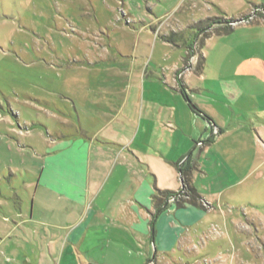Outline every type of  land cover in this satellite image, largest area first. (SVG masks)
I'll list each match as a JSON object with an SVG mask.
<instances>
[{
    "label": "crops",
    "instance_id": "1",
    "mask_svg": "<svg viewBox=\"0 0 264 264\" xmlns=\"http://www.w3.org/2000/svg\"><path fill=\"white\" fill-rule=\"evenodd\" d=\"M248 5V15L208 37L212 89H201L196 69L201 57L212 66L201 39L191 52L201 15L175 19L174 6L138 24L124 85L76 75L59 93L64 105L45 103L61 110L38 119L53 134L13 144L21 160L11 174L26 173L29 197L0 201L13 212L0 225V264H184L177 255L195 252L213 218L226 221L225 208L252 201L264 180V0ZM146 77L156 90L142 102ZM182 171L197 204L171 201ZM160 192L178 194L157 210Z\"/></svg>",
    "mask_w": 264,
    "mask_h": 264
},
{
    "label": "rangeland",
    "instance_id": "2",
    "mask_svg": "<svg viewBox=\"0 0 264 264\" xmlns=\"http://www.w3.org/2000/svg\"><path fill=\"white\" fill-rule=\"evenodd\" d=\"M243 1L246 5L237 8L234 0H0V201L29 197L23 186L26 173L11 174L14 161L21 160L13 144L19 149L27 136L53 134L49 125L37 126L38 119L61 113L45 103L64 105L59 93L73 85L74 76L107 87L124 85V57L134 50L138 24L175 6L180 7L175 19L201 15V30L208 32L201 38V54H210L212 66L201 57L196 69L201 70V89H212L217 70L207 35L222 34L216 33L220 25L248 15L252 7ZM194 44L192 40L191 48ZM147 50L141 46L140 54ZM140 88L142 102L144 96L145 102L153 100L156 89L149 78L141 80ZM108 99L112 103L116 97ZM257 181L252 201L225 208L226 221L213 218L195 252L177 255L182 263L264 264V180ZM2 207L4 227V217L13 212Z\"/></svg>",
    "mask_w": 264,
    "mask_h": 264
},
{
    "label": "trees",
    "instance_id": "3",
    "mask_svg": "<svg viewBox=\"0 0 264 264\" xmlns=\"http://www.w3.org/2000/svg\"><path fill=\"white\" fill-rule=\"evenodd\" d=\"M229 28H225V30H230ZM218 31V30H217ZM206 117V116H205ZM182 181H183V189L181 193V198L177 200L180 206H184V203L188 204H197V202L201 199L200 195L198 194L197 190L192 186L190 174L188 171H182ZM178 193L173 192H163L159 193L158 196L155 198L157 210H161L165 205V202L168 198H171L172 195H177Z\"/></svg>",
    "mask_w": 264,
    "mask_h": 264
},
{
    "label": "flooded vegetation",
    "instance_id": "4",
    "mask_svg": "<svg viewBox=\"0 0 264 264\" xmlns=\"http://www.w3.org/2000/svg\"><path fill=\"white\" fill-rule=\"evenodd\" d=\"M213 26H216V24L213 22ZM210 28L212 26H209ZM205 33H208L206 30L202 29L201 30V27H199L196 31V35L194 36L193 40H195V44L194 46L191 48V52L195 53V56L198 54V45H199V40L202 38V36L205 34ZM184 36V35H183ZM208 37L211 36V34L209 33L207 35ZM206 37V36H205Z\"/></svg>",
    "mask_w": 264,
    "mask_h": 264
},
{
    "label": "built area",
    "instance_id": "5",
    "mask_svg": "<svg viewBox=\"0 0 264 264\" xmlns=\"http://www.w3.org/2000/svg\"><path fill=\"white\" fill-rule=\"evenodd\" d=\"M178 198L180 199L181 198V195L179 194V196H176V197H173V198H171V201H176V200H178ZM207 204H205V206H206Z\"/></svg>",
    "mask_w": 264,
    "mask_h": 264
}]
</instances>
